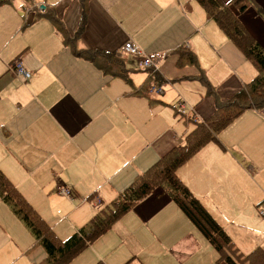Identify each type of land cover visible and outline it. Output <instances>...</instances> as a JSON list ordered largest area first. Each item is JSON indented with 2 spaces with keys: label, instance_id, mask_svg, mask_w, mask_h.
Masks as SVG:
<instances>
[{
  "label": "crops",
  "instance_id": "obj_1",
  "mask_svg": "<svg viewBox=\"0 0 264 264\" xmlns=\"http://www.w3.org/2000/svg\"><path fill=\"white\" fill-rule=\"evenodd\" d=\"M84 1L0 0V169L35 210L40 196L49 203L60 201L62 187L72 196H87L93 213L77 216L61 239L181 138L174 132L173 137L168 132L155 136L148 122L151 101L158 100L154 98L164 94L160 88L170 82L166 76L198 82L183 76L198 74V67L209 76L208 55L223 67V76L233 72L215 85L221 97L249 81L237 80L248 63L241 51L216 30L195 0ZM40 6L46 7L45 13L39 12ZM50 13L58 23L47 16ZM240 20L264 49V0L248 1ZM68 37H73L69 44L64 42ZM127 40L156 60L154 79L147 80L145 69L135 70L137 57L122 55ZM181 44L194 51L198 67L176 64L173 51ZM73 48L120 56L126 78L76 56ZM16 59L31 73L29 79L14 73ZM144 82L149 98L136 92ZM203 95L191 111L184 104L185 121L209 114L213 102L201 100ZM252 121L264 131V110L244 111L220 132L224 148L210 142L176 170L218 223L213 210L254 202L264 207V138H251L256 128ZM105 196L113 198L105 201ZM132 210L131 226L122 227L104 250L92 251L93 261L85 264H226L217 261V252L160 188ZM219 225L242 253L237 245L243 248V241ZM249 237L244 239L248 250L263 246L264 232ZM33 247L30 232L0 202V264H29L23 255Z\"/></svg>",
  "mask_w": 264,
  "mask_h": 264
},
{
  "label": "trees",
  "instance_id": "obj_2",
  "mask_svg": "<svg viewBox=\"0 0 264 264\" xmlns=\"http://www.w3.org/2000/svg\"><path fill=\"white\" fill-rule=\"evenodd\" d=\"M195 1L204 10L206 18L213 21L219 30L248 59L256 69L257 74L248 82L241 84L228 97H221L218 94V88L207 79L204 70L198 67V60L194 51L183 44L176 48L173 52L176 54L178 66L198 67V74L185 75L183 79H195L202 84L204 95L201 100L209 99L213 102L211 111L201 120L192 116L187 118V121L192 124L191 129L185 131L181 138L173 143L152 166L136 175L128 187L98 209L87 222L65 239L56 236L53 229L0 169V202L5 204L30 232L35 245L40 246L45 252L44 259L36 264H71V260L77 254L106 233L123 215L150 196L157 188L165 193L167 199L179 208L213 247L218 254L217 261L223 260L226 264H264L263 246L258 245L247 255L240 253L227 233L203 206L200 199L192 193L176 173L180 166L208 143L216 142L224 148L219 141L220 132L244 111L249 109L264 110V49L240 20V15L248 8V1L250 0ZM82 2L85 3L84 0ZM84 7L83 5V12H85ZM47 16L52 18L55 24L58 23L52 13ZM83 17L81 18L80 29L84 22ZM69 40L73 41V37L66 38L64 42L69 44ZM73 52L78 57L94 62L98 68L107 73L126 78L127 71L122 66L120 56L112 57L88 49L73 48ZM150 58L156 63L153 57ZM146 71L148 72L147 80L149 78L154 79L155 74L153 73L156 71L152 69ZM145 89L144 82L136 89V92L143 93L149 98ZM173 109L177 115L186 118L187 114H181L178 106H174ZM91 197L89 196V198ZM259 205L257 204L256 207ZM95 264L105 263L98 260Z\"/></svg>",
  "mask_w": 264,
  "mask_h": 264
},
{
  "label": "rangeland",
  "instance_id": "obj_3",
  "mask_svg": "<svg viewBox=\"0 0 264 264\" xmlns=\"http://www.w3.org/2000/svg\"><path fill=\"white\" fill-rule=\"evenodd\" d=\"M211 24H213V26H216V30H219L217 25H214V22ZM243 57L248 63L246 64L245 68L241 70V77H238L237 80L247 81L252 79L257 74V71L244 55H242V58ZM206 61L208 63L207 67H212L211 74L209 76L208 73L206 74L207 79L212 84L215 83L214 85H220L222 84V82L226 81L230 75H233V72H229L228 74L223 76V67L217 64V62H212V59H210L208 55L206 56ZM207 67L205 68L206 70L208 69ZM138 69L144 72V69L137 61L135 70ZM166 79L170 82L164 83L162 88H160L162 92H164V94L157 96V98L154 99L158 100H152L150 103L152 106L153 114L152 117H150V119L148 120V122L149 125H153V133L155 136L157 134H159L160 136L165 132H168V136H172L174 132L175 134H177V137H179L187 129H191L192 124L190 122H186L185 117L179 116V114L177 115L173 107L178 106V100H182L181 102L183 104H186L188 110L191 111L196 105L200 96L204 94V88L202 84L200 85L199 82L173 81V78L170 76H166ZM251 125H254L256 127L251 138H264V131L260 124H256L252 121ZM228 132L229 135H233L232 131ZM153 152L155 153L154 150ZM234 155L239 158L244 167H247V164H244L242 162V157L239 156L238 153H234ZM115 195L117 196L118 192L115 193ZM115 195L113 197H116ZM65 197H61V200L58 202L49 203L48 200H44L43 196H40L39 200H37L36 202L37 204H35V206L37 207V213L48 223V225L53 229L56 236L60 239L64 237L65 233H67L65 232L66 228L72 225L77 216L89 215L92 214L94 211L92 203L86 200L87 196L81 197L80 195H77L75 197L71 194V196H69L67 199H65ZM112 198H110L109 196H105L104 199L105 201H108ZM256 205L257 204L254 202L253 204L250 203L238 209L232 204L229 205L226 210H213L211 212L228 232L234 233L236 237L240 239V241H243V248H240L236 243L235 244L242 251V253L246 255L253 250L254 246L250 250H248V248H246V242H244V239H250L249 234L254 235L257 233L264 232V219L261 218L259 213L261 206H258L256 208ZM132 211L127 212L128 214L126 213L125 215H123L121 219L118 220L106 233L97 238L93 247L84 249L82 252L77 254L71 260V264H75V262H77V264H85L89 263L90 261H93L92 251H96L98 253L104 250L109 239L117 238L118 232L122 229V227L131 226L130 221L135 216ZM90 216L86 220H84L80 225H83V223L87 222ZM120 221L124 223H121L116 227V225ZM122 224H124V226ZM31 245L32 244H30L29 246ZM262 245L264 248V243ZM26 252L27 253L23 255V259L29 264H32L31 258H33L36 263H39V261H42L45 257L44 250L37 245L36 247H33ZM107 252H111L112 254V248H110Z\"/></svg>",
  "mask_w": 264,
  "mask_h": 264
},
{
  "label": "built area",
  "instance_id": "obj_4",
  "mask_svg": "<svg viewBox=\"0 0 264 264\" xmlns=\"http://www.w3.org/2000/svg\"><path fill=\"white\" fill-rule=\"evenodd\" d=\"M39 12L44 13L46 11V7L40 6L37 8ZM121 53L125 56H134L139 59V64L145 70H156V63L152 61V59L147 56L136 44H134L131 40H127L123 43L121 47ZM12 69L17 77L22 78L23 80L29 79L31 73L22 65L21 61L16 59L12 62ZM178 110L181 114H187V110L185 105L182 102H178ZM60 193L69 197L71 196V192L69 189L62 187L60 188ZM260 216L264 218V207L260 208Z\"/></svg>",
  "mask_w": 264,
  "mask_h": 264
}]
</instances>
